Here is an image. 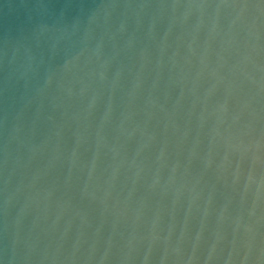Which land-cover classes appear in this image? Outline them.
<instances>
[{"label": "water", "instance_id": "obj_1", "mask_svg": "<svg viewBox=\"0 0 264 264\" xmlns=\"http://www.w3.org/2000/svg\"><path fill=\"white\" fill-rule=\"evenodd\" d=\"M0 264H264V0H0Z\"/></svg>", "mask_w": 264, "mask_h": 264}]
</instances>
